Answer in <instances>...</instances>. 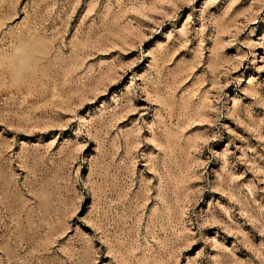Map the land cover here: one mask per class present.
Instances as JSON below:
<instances>
[{
    "label": "rangeland",
    "instance_id": "374dc122",
    "mask_svg": "<svg viewBox=\"0 0 264 264\" xmlns=\"http://www.w3.org/2000/svg\"><path fill=\"white\" fill-rule=\"evenodd\" d=\"M0 264H264V0H0Z\"/></svg>",
    "mask_w": 264,
    "mask_h": 264
}]
</instances>
